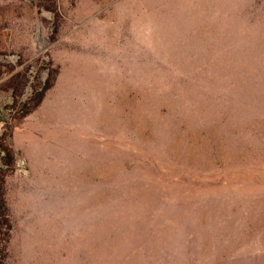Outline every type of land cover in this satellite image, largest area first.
I'll return each instance as SVG.
<instances>
[{
    "label": "rangeland",
    "instance_id": "374dc122",
    "mask_svg": "<svg viewBox=\"0 0 264 264\" xmlns=\"http://www.w3.org/2000/svg\"><path fill=\"white\" fill-rule=\"evenodd\" d=\"M1 143L0 264H264V0H0Z\"/></svg>",
    "mask_w": 264,
    "mask_h": 264
},
{
    "label": "trees",
    "instance_id": "16d2710c",
    "mask_svg": "<svg viewBox=\"0 0 264 264\" xmlns=\"http://www.w3.org/2000/svg\"><path fill=\"white\" fill-rule=\"evenodd\" d=\"M41 99H42V94H38L37 97H36V99H34L35 100V103L33 104V106L31 108L25 110L23 112V114L21 115V117L27 115L35 106H37L39 104V102L41 101ZM0 148L2 149V151L6 155V160H5L6 165L7 164L10 165L12 163V159H13L12 158V155L10 153V150L3 143L0 144ZM0 216H2V218H5L4 208H3L2 204H0ZM4 222H5L4 224H2V223L0 224V231H1V227L2 226H5V228L7 229L6 230V233H7L8 230H9L8 229L9 228V225H8V223H6V221H4ZM7 238H8V236L6 235V240H7Z\"/></svg>",
    "mask_w": 264,
    "mask_h": 264
}]
</instances>
